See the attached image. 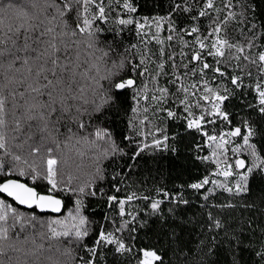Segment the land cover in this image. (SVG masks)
<instances>
[{"label": "snow or ice", "instance_id": "obj_1", "mask_svg": "<svg viewBox=\"0 0 264 264\" xmlns=\"http://www.w3.org/2000/svg\"><path fill=\"white\" fill-rule=\"evenodd\" d=\"M0 264H264V0H0Z\"/></svg>", "mask_w": 264, "mask_h": 264}, {"label": "trees", "instance_id": "obj_2", "mask_svg": "<svg viewBox=\"0 0 264 264\" xmlns=\"http://www.w3.org/2000/svg\"><path fill=\"white\" fill-rule=\"evenodd\" d=\"M126 35L128 36V39H129V40H131L132 42H135V36H134L133 34H128V33H126ZM126 42H127V41H126ZM174 163H175V162H171V161H170V162H169V166L172 167ZM191 163H192V159H191L190 156H188L187 159H185V156L182 155V156L179 158L178 163H175V167H176L177 170H178L179 165H183V164H188V165H190ZM144 175H147V173H144ZM173 175H175V172H173ZM243 255H244V258L247 260V258H248V253L245 252Z\"/></svg>", "mask_w": 264, "mask_h": 264}]
</instances>
